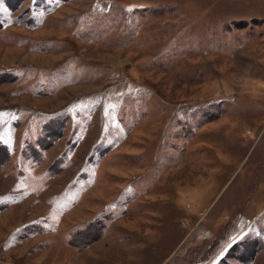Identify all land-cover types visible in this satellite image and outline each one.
Masks as SVG:
<instances>
[{
  "label": "rangeland",
  "instance_id": "rangeland-1",
  "mask_svg": "<svg viewBox=\"0 0 264 264\" xmlns=\"http://www.w3.org/2000/svg\"><path fill=\"white\" fill-rule=\"evenodd\" d=\"M0 264H264V0H0Z\"/></svg>",
  "mask_w": 264,
  "mask_h": 264
}]
</instances>
